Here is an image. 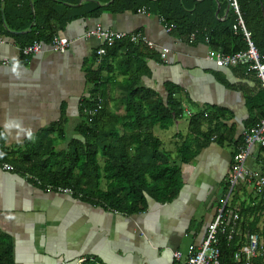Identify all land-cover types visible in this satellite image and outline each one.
Segmentation results:
<instances>
[{
  "label": "crops",
  "instance_id": "0c3cea01",
  "mask_svg": "<svg viewBox=\"0 0 264 264\" xmlns=\"http://www.w3.org/2000/svg\"><path fill=\"white\" fill-rule=\"evenodd\" d=\"M5 1L10 4L15 0L1 3ZM88 1L102 5L97 0L81 2ZM11 10L8 8V13ZM229 11V2L220 12L216 0L215 14L220 21L227 19ZM164 24L150 7L117 14L106 11L97 19L75 20L59 29L57 36L71 41L64 53L42 43V51L28 58L12 36L0 34V130L6 136L5 146L13 159L29 141L52 143L56 151H62L68 140L80 139L76 128L81 122V103L89 97V59L104 46L98 38L86 36L97 25L114 32L140 34L153 44L149 48L144 43H135L154 54L152 58H142L147 69L140 85L156 91L164 101L166 86L180 89L174 97L181 105L182 118L167 130L151 128L158 139L155 129L171 132L164 142L160 139L162 147L170 149L166 151L174 157L175 148L186 139L194 145L208 143L191 162L180 164L182 188L173 201L158 203L148 198L147 209L134 215L75 198L71 190L70 194H62L43 189L14 169L7 171L0 166V237L11 243L15 264H75L81 259L97 264H184L189 248L197 249L202 244L224 198L236 145L219 144L215 136L207 142L203 135L216 122L205 120L193 121L195 130L201 133L195 138L190 119L223 110L226 115L219 122L233 126L232 143H239L249 117L246 97L256 95L261 87L255 74L245 66H217L213 54L221 51L210 49L208 38L197 40L194 33L179 37L173 34L174 29L166 32ZM31 27L22 33L30 32ZM163 49L168 50L164 59ZM102 57L95 62L96 67ZM113 64L117 68L103 81L104 98L109 111L121 117L125 111V79L129 76L123 73L126 69L120 60ZM57 124L64 131L62 137H57L56 132L43 135ZM68 127L71 137L66 135ZM165 143H172L174 151ZM262 162L264 156L256 150L249 166L261 171ZM236 192L240 200L236 205L242 202L253 205L255 197L249 187L239 186ZM176 253L179 258L174 256Z\"/></svg>",
  "mask_w": 264,
  "mask_h": 264
},
{
  "label": "trees",
  "instance_id": "16d2710c",
  "mask_svg": "<svg viewBox=\"0 0 264 264\" xmlns=\"http://www.w3.org/2000/svg\"><path fill=\"white\" fill-rule=\"evenodd\" d=\"M81 1L15 0L9 4L0 0V34L12 36L21 48L34 41L49 45L57 36V31L72 21L97 19L106 11L117 14L150 7L165 24L174 25L173 34L176 36L188 37L194 33L196 39L201 41L206 37L210 49L229 55L246 49L242 33H234L232 29L237 19L233 8L230 6L227 19L220 21L215 14L216 0H112L111 3V0H97L102 5L91 1L82 4ZM80 2L81 5H78ZM227 2L229 0H219L220 12ZM236 2L252 41L264 57V18L261 11L264 0ZM18 4L20 7H17ZM7 7L12 8L11 12L8 13ZM30 27V32L22 33ZM103 47L105 55L97 67L96 52L89 59V97L81 103V122L76 128V135L80 139L68 140L66 149L62 151H56L52 143L44 145L29 141L18 157L13 159V154L5 146L6 136L0 130V166L10 164L16 173L37 179L43 189L47 186L53 190L69 189L75 198L120 214L134 215L147 209L148 198L158 203L173 201L182 188L180 164L191 162L200 148L208 143L197 142L194 145L186 139L175 148L174 157L164 150L161 140L153 135L151 128L158 126L161 130H167L175 120L182 118L181 105L174 97L180 89L173 85L166 86L167 98L164 101L159 93L140 85L139 80L147 69L142 58H152L154 55L147 47L125 41H117L112 46L104 44ZM121 55L124 59H120ZM119 60L126 69L123 73L129 76L125 79V111L121 117L109 111L103 82L108 74L112 76L117 68L113 63L117 64ZM97 99H102L101 108L90 116L84 109L96 108ZM246 107L249 112L248 129L263 117L264 90L246 97ZM225 115V111L216 110L207 116L201 113L192 117L190 124L195 138L201 133H197L193 121L216 122L214 128L203 135L204 139L208 142L215 136L217 143L236 145L237 148L242 140L232 143L233 126L227 127L219 122ZM53 132L59 138L64 135L58 124L46 129L43 135L48 136ZM258 154L264 156V149H258ZM262 164L261 172L264 175V162ZM226 191L227 184L224 194ZM238 201L239 194L235 192L231 207ZM239 208L243 230L255 231L261 221L263 207L242 202ZM262 232L264 236V226ZM219 237L221 260L228 262L241 247V239L234 238L228 242L225 235ZM0 264H15L11 243L3 241L1 237ZM83 264L97 263L86 260Z\"/></svg>",
  "mask_w": 264,
  "mask_h": 264
},
{
  "label": "built area",
  "instance_id": "2783aa9c",
  "mask_svg": "<svg viewBox=\"0 0 264 264\" xmlns=\"http://www.w3.org/2000/svg\"><path fill=\"white\" fill-rule=\"evenodd\" d=\"M230 6L233 8L237 19L232 26L234 33H242L246 42V49L231 55L221 52L214 53V61L219 67L245 66L249 72L257 77L260 87L264 90V57L256 48L251 39L250 32L246 29L236 0H229ZM166 32L174 29L173 25L164 24ZM86 36H94L98 38L102 44L112 46L117 41L129 40L133 43H144L147 47L153 48V44L140 34H126L114 32L113 30L97 25L93 30L89 31ZM207 41V39H206ZM70 40L55 36L50 44L52 50L58 53H64L70 45ZM43 45L38 41H34L22 48V54L25 58L36 55L42 51ZM167 49L161 51V58L164 59ZM97 61L105 55V48L101 47L96 50ZM101 108V100L97 99V106L93 109H84L90 116L94 115ZM264 149V114L259 122L246 129L243 132L242 143L236 148L233 156V164L231 177L227 181V191L217 210L214 220L208 225L205 239L199 248L190 247L187 253V260L184 264H263L264 263V175L261 171L252 169L249 166V159L258 149ZM2 168L7 171H13V166L3 164ZM26 179L33 180L39 184V181L31 176ZM238 186H247L251 189L255 196L254 204L263 207L261 212V221L256 226L255 231H244L242 227V219L240 216V208L238 205L231 207L232 198ZM47 190H53L50 186ZM55 191L62 194H70L69 189L57 188ZM225 235L228 242L234 238L241 239V247H239L232 255L228 262L221 260V251L219 247L220 237ZM179 258L180 254H174ZM86 259L78 260L75 264H82Z\"/></svg>",
  "mask_w": 264,
  "mask_h": 264
},
{
  "label": "rangeland",
  "instance_id": "374dc122",
  "mask_svg": "<svg viewBox=\"0 0 264 264\" xmlns=\"http://www.w3.org/2000/svg\"><path fill=\"white\" fill-rule=\"evenodd\" d=\"M182 124L185 126V119H183V122ZM71 127H68L67 130H66V135L71 137L72 136V133H71ZM155 131V135L157 134V136L164 142V137H168L169 135H171V132L170 131H158V130H154ZM166 145H168L170 148H172V151H174V146L172 145V143H165ZM164 149L165 150H170L168 148H165L164 146ZM27 176V175H26ZM29 176V175H28ZM254 196V194L252 195ZM255 197V196H254Z\"/></svg>",
  "mask_w": 264,
  "mask_h": 264
},
{
  "label": "water",
  "instance_id": "95a60500",
  "mask_svg": "<svg viewBox=\"0 0 264 264\" xmlns=\"http://www.w3.org/2000/svg\"><path fill=\"white\" fill-rule=\"evenodd\" d=\"M261 11H262V15H263V18H264V7L262 6L261 4ZM239 188V186L237 187V189Z\"/></svg>",
  "mask_w": 264,
  "mask_h": 264
}]
</instances>
